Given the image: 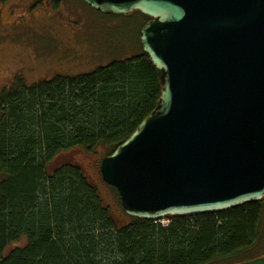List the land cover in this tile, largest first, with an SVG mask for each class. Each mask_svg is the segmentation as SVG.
<instances>
[{"label":"trees","instance_id":"obj_1","mask_svg":"<svg viewBox=\"0 0 264 264\" xmlns=\"http://www.w3.org/2000/svg\"><path fill=\"white\" fill-rule=\"evenodd\" d=\"M161 92L142 51L76 77L34 85L17 77L3 91L0 264H242L264 258V200L167 218L165 226L128 217L110 187L128 218L120 223L79 165L52 168L76 149L91 154L103 148L111 156L156 110ZM22 239L26 245L13 248Z\"/></svg>","mask_w":264,"mask_h":264},{"label":"water","instance_id":"obj_2","mask_svg":"<svg viewBox=\"0 0 264 264\" xmlns=\"http://www.w3.org/2000/svg\"><path fill=\"white\" fill-rule=\"evenodd\" d=\"M151 19L156 110L101 163L130 218L162 221L264 200V0H83ZM242 264H264V258Z\"/></svg>","mask_w":264,"mask_h":264},{"label":"rangeland","instance_id":"obj_3","mask_svg":"<svg viewBox=\"0 0 264 264\" xmlns=\"http://www.w3.org/2000/svg\"><path fill=\"white\" fill-rule=\"evenodd\" d=\"M146 23L135 14L102 15L82 0H0V96L17 77L34 85L57 76L89 74L113 61L137 56ZM105 157L103 148L91 154L76 149L60 155L52 168L79 165L112 215L126 223L116 195L102 178ZM26 243L22 239L13 248Z\"/></svg>","mask_w":264,"mask_h":264}]
</instances>
